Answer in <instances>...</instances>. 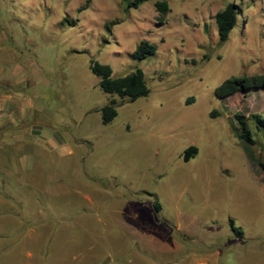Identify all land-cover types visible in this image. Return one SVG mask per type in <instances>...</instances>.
Instances as JSON below:
<instances>
[{"label": "rangeland", "instance_id": "rangeland-1", "mask_svg": "<svg viewBox=\"0 0 264 264\" xmlns=\"http://www.w3.org/2000/svg\"><path fill=\"white\" fill-rule=\"evenodd\" d=\"M126 3L0 0V119L16 118L0 124L14 142L0 145V264H264L252 159L264 163L253 117L264 121V93L214 95L230 77L264 74V0ZM229 4L236 25L219 45L214 15ZM142 40L156 52L137 61ZM91 61L114 78L140 69L148 95L104 94ZM111 99L117 115L103 125ZM235 114L251 147L231 129Z\"/></svg>", "mask_w": 264, "mask_h": 264}, {"label": "trees", "instance_id": "trees-1", "mask_svg": "<svg viewBox=\"0 0 264 264\" xmlns=\"http://www.w3.org/2000/svg\"><path fill=\"white\" fill-rule=\"evenodd\" d=\"M127 3V8H137L142 3L148 0H124ZM90 0H87V7ZM84 7V8H85ZM83 8V9H84ZM156 10L164 16L168 12V6L165 1L155 2ZM237 9L234 5H227L214 15V20L217 27L218 44L222 45L228 39L229 33L236 25ZM65 22L67 20H64ZM156 52V46L146 40H142L136 46L132 53V58L137 61H142L149 56L154 55ZM90 71L92 74L99 78L98 86L101 91L108 96H116L121 101L133 102L138 98L146 97L149 90L144 80V74L140 69H137L122 77H112V70L110 66L100 64L97 61H91ZM258 91L264 93V74L253 76H240L230 77L224 80L220 85L214 89V95L221 101L234 96L236 94H258ZM116 104L114 99H111L109 103L100 109L101 123L106 125L110 123L117 115ZM215 112H211L210 116L214 118ZM259 125H264V121L259 115L253 116ZM231 129L234 131L238 139L247 147L253 145L251 134L248 130L245 122V117L240 114H235L233 120H231ZM197 154V148L195 146L187 147L182 155L184 162H188L194 158ZM258 171L259 182L264 186V163L254 158ZM155 212L160 210L158 202L153 204ZM230 229L237 236L241 237L242 231L233 225V221L229 220Z\"/></svg>", "mask_w": 264, "mask_h": 264}, {"label": "crops", "instance_id": "crops-1", "mask_svg": "<svg viewBox=\"0 0 264 264\" xmlns=\"http://www.w3.org/2000/svg\"><path fill=\"white\" fill-rule=\"evenodd\" d=\"M13 117H14V115H12V117L9 116V112L2 113V116H1V119H0V124H1V121H8L9 122L10 119H12V120L9 123L14 122V120L16 118H13ZM1 126H3V125H0V137H1L0 145H3V143H5V141H7V140H8L7 142L9 143L10 146L13 145L14 142L9 139V137L12 136V134L10 133V130H11L12 127L10 126L9 128H3ZM0 158L2 160V157H0ZM186 264H216V261H215V258L212 259V257H210V259H207V258H202L200 256H194Z\"/></svg>", "mask_w": 264, "mask_h": 264}]
</instances>
